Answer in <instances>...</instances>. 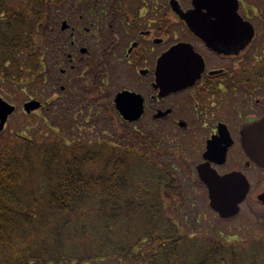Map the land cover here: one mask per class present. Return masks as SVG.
I'll list each match as a JSON object with an SVG mask.
<instances>
[{"label":"flooded vegetation","instance_id":"af4514ba","mask_svg":"<svg viewBox=\"0 0 264 264\" xmlns=\"http://www.w3.org/2000/svg\"><path fill=\"white\" fill-rule=\"evenodd\" d=\"M48 1L50 22L59 15L55 10H64L67 36L63 55L50 64L56 98L34 114L45 109L53 115L61 105L67 113L77 107L79 115L94 104L121 119L127 132L141 124L147 132L175 134L190 150L181 165L192 166L185 173L196 187L209 197L202 181L208 171L247 181L245 202L251 199L264 184V0ZM170 53L192 61L196 71L163 78L162 61ZM134 100L143 115L128 122L120 106ZM209 142L215 146L211 159ZM185 191L183 199L165 194V201L178 228L194 229L184 215ZM256 198L264 205V193ZM214 214L220 222L234 219ZM257 223L263 231L264 220Z\"/></svg>","mask_w":264,"mask_h":264},{"label":"trees","instance_id":"16d2710c","mask_svg":"<svg viewBox=\"0 0 264 264\" xmlns=\"http://www.w3.org/2000/svg\"><path fill=\"white\" fill-rule=\"evenodd\" d=\"M51 5L0 0V83L12 90L49 78ZM45 130L0 135V264H264V237L237 245L177 227L165 194L184 188L145 159L155 145L141 133L90 145Z\"/></svg>","mask_w":264,"mask_h":264},{"label":"rangeland","instance_id":"374dc122","mask_svg":"<svg viewBox=\"0 0 264 264\" xmlns=\"http://www.w3.org/2000/svg\"><path fill=\"white\" fill-rule=\"evenodd\" d=\"M54 12H59L57 13L59 15L53 16L54 19L51 20L47 36L44 38L49 45L47 56H49L50 64L56 61L57 57L59 58L63 55L64 37L65 35L67 36V33L62 32L64 10L60 9ZM85 28H89V25L86 24ZM85 74V72H81V75ZM29 85L30 83L23 82L18 88H13L15 90H12L11 86L0 83V97L7 105L13 107V111L8 117L6 129L1 135L21 134V136H29L32 132L37 131L47 133L45 127L51 126L56 129L57 132L54 131L55 133L63 132L62 134L68 142L80 141L95 145V143L103 142L104 140H114L116 142V134L130 130V127H123L121 119L111 115L107 116L103 111L100 112L94 104H86L87 107L83 108V113L79 115H77L78 113L74 114L77 107L74 106L67 113L65 107L59 104L60 109L56 108L57 112L53 115L45 109L37 114H26L23 106L31 99L38 100L46 106L53 98H56V95L51 92L48 80L44 86ZM55 92V94L59 95V88ZM81 104L85 103L82 102ZM76 112H78V109ZM66 117H70L73 124ZM137 126L135 129L143 134L144 138L150 136L151 140L156 141L158 144L160 141H165L162 146H159L160 148H147L144 155L145 159H153V165L159 168L161 177L163 170L176 172L175 174L180 179V184L187 190L185 191L187 198L185 197L186 202L183 210L184 215L188 217V221L194 229L188 228L185 230L186 232L194 230L196 237H220L224 238L228 243L236 242L238 243L237 245L248 244L255 239L258 240L264 237V230H259L257 223L260 219L264 220V205L256 198L257 194L264 193V184L254 188V195L251 199L241 205L239 216L231 221L220 222L209 206V198L205 191L201 190L200 187H196L193 178L185 173V168L191 169L192 166L183 167L181 165V159H189L190 150H188L187 143L182 144L175 137V134L161 136L158 133L144 131L141 124ZM114 133L116 134L114 135ZM136 170L140 171L139 166H136ZM151 171H155V169H151ZM145 176L147 181L152 179L151 174L148 175L147 173ZM87 264H112V261L105 260L100 263Z\"/></svg>","mask_w":264,"mask_h":264},{"label":"water","instance_id":"95a60500","mask_svg":"<svg viewBox=\"0 0 264 264\" xmlns=\"http://www.w3.org/2000/svg\"><path fill=\"white\" fill-rule=\"evenodd\" d=\"M66 23L63 25V29H66ZM85 52V50H83ZM136 96V95H132ZM139 98V97H136ZM131 106L122 107L120 111L124 119L130 122H136L141 119L143 115V107L141 102L131 101ZM41 107V103L37 101H31L25 104L24 109L26 113H32ZM0 108H3L4 115H0V134L4 131L9 115L12 113L13 108L3 101L0 97ZM218 177V176H217ZM221 178V177H219ZM222 179V178H221ZM202 181L209 188L210 206L223 219H229L236 216L240 212V205L246 200L249 185L247 181L234 179L230 177L228 182L224 185L216 183H209L206 178H202Z\"/></svg>","mask_w":264,"mask_h":264},{"label":"snow or ice","instance_id":"6c2138e0","mask_svg":"<svg viewBox=\"0 0 264 264\" xmlns=\"http://www.w3.org/2000/svg\"><path fill=\"white\" fill-rule=\"evenodd\" d=\"M162 64L163 67L161 69V75L165 79L179 80L182 78H187L194 71H196L195 65L192 61L182 58L179 55L174 56L171 53L164 57ZM125 103H129V101H125ZM0 115H4L3 108H0ZM207 151L209 158H213L215 146L212 142L208 143ZM205 178L209 181V183H216L219 185L226 184L230 179L229 177H224L221 179L208 171H205Z\"/></svg>","mask_w":264,"mask_h":264}]
</instances>
